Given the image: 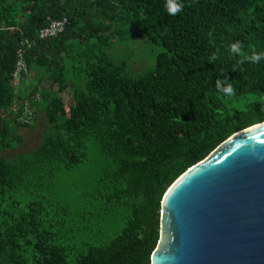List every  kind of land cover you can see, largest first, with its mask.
I'll return each instance as SVG.
<instances>
[{"label": "trees", "instance_id": "trees-1", "mask_svg": "<svg viewBox=\"0 0 264 264\" xmlns=\"http://www.w3.org/2000/svg\"><path fill=\"white\" fill-rule=\"evenodd\" d=\"M181 2L172 16L166 0H0V264H151L169 187L264 121V60L229 52H264V0ZM130 29L163 46L154 68L111 54ZM42 112L40 142L3 155Z\"/></svg>", "mask_w": 264, "mask_h": 264}, {"label": "water", "instance_id": "water-1", "mask_svg": "<svg viewBox=\"0 0 264 264\" xmlns=\"http://www.w3.org/2000/svg\"><path fill=\"white\" fill-rule=\"evenodd\" d=\"M151 264H264V121L169 187Z\"/></svg>", "mask_w": 264, "mask_h": 264}, {"label": "rangeland", "instance_id": "rangeland-1", "mask_svg": "<svg viewBox=\"0 0 264 264\" xmlns=\"http://www.w3.org/2000/svg\"><path fill=\"white\" fill-rule=\"evenodd\" d=\"M163 50L164 48L161 44H154L148 40L139 38L134 29H130L123 38L114 39L110 52L116 56L117 60L126 61L130 70L133 72H140L154 68L156 58ZM62 95L66 101H70L72 89L63 92ZM40 116L41 118L38 120L36 128L21 129V132L27 138L25 142L26 145L23 144L17 148L7 150L3 155L12 159L22 149L34 146L36 143L40 142L41 135L45 128V117L43 112L40 113ZM28 141L31 142L29 143Z\"/></svg>", "mask_w": 264, "mask_h": 264}, {"label": "clouds", "instance_id": "clouds-1", "mask_svg": "<svg viewBox=\"0 0 264 264\" xmlns=\"http://www.w3.org/2000/svg\"><path fill=\"white\" fill-rule=\"evenodd\" d=\"M183 3L181 0H166L165 8L169 15H176L180 13L183 9ZM243 45L237 41L235 43H232L229 45V52L231 54H235L237 56L242 57L238 63H243L244 61H249L253 64L259 63L261 60H264V52L260 53H253L252 55H247L246 53L242 52ZM18 58V57H17ZM213 59H215V56H213ZM216 87L218 91L223 94L224 96L231 98L234 93V89L231 84H227L226 86H221V82L217 81Z\"/></svg>", "mask_w": 264, "mask_h": 264}, {"label": "built area", "instance_id": "built-area-1", "mask_svg": "<svg viewBox=\"0 0 264 264\" xmlns=\"http://www.w3.org/2000/svg\"><path fill=\"white\" fill-rule=\"evenodd\" d=\"M69 19L67 17H64L62 19H56L52 20L50 25L43 28L39 36L43 39L49 38L52 36H55L61 32H63L68 25ZM28 72V62L25 57V51L23 48L19 49L18 51V58H17V64L14 71V83L18 85L21 81V78H23ZM27 106L25 107V114L29 113L30 111L27 110Z\"/></svg>", "mask_w": 264, "mask_h": 264}]
</instances>
